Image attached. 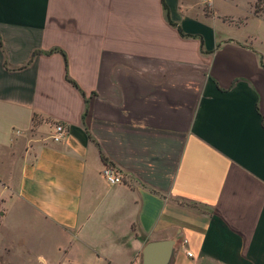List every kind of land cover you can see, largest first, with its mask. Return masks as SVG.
<instances>
[{"label": "crops", "instance_id": "1", "mask_svg": "<svg viewBox=\"0 0 264 264\" xmlns=\"http://www.w3.org/2000/svg\"><path fill=\"white\" fill-rule=\"evenodd\" d=\"M210 1L164 0L171 26L161 0H0L1 221L74 264L168 240L169 264H264V19Z\"/></svg>", "mask_w": 264, "mask_h": 264}, {"label": "rangeland", "instance_id": "2", "mask_svg": "<svg viewBox=\"0 0 264 264\" xmlns=\"http://www.w3.org/2000/svg\"><path fill=\"white\" fill-rule=\"evenodd\" d=\"M254 1L229 0L220 4L228 9L227 12L236 15L244 14L251 8L254 13ZM259 8V17L264 18V0H260ZM206 9L209 11V7ZM72 242L69 235L27 210L13 208L2 221L0 219V264H74L70 247L68 254L62 250L71 246Z\"/></svg>", "mask_w": 264, "mask_h": 264}, {"label": "water", "instance_id": "3", "mask_svg": "<svg viewBox=\"0 0 264 264\" xmlns=\"http://www.w3.org/2000/svg\"><path fill=\"white\" fill-rule=\"evenodd\" d=\"M175 241L147 243L142 251L141 264H169Z\"/></svg>", "mask_w": 264, "mask_h": 264}, {"label": "built area", "instance_id": "4", "mask_svg": "<svg viewBox=\"0 0 264 264\" xmlns=\"http://www.w3.org/2000/svg\"><path fill=\"white\" fill-rule=\"evenodd\" d=\"M208 5L211 4L210 0H204ZM67 134V131L65 129V127L62 124H56L54 126V133L52 136V140L54 142H60ZM102 176L105 179L106 183L109 185H117V184H121L124 181V177L118 173L115 169H113L112 167H105L103 172H102ZM187 255L189 257H191V253H187Z\"/></svg>", "mask_w": 264, "mask_h": 264}, {"label": "trees", "instance_id": "5", "mask_svg": "<svg viewBox=\"0 0 264 264\" xmlns=\"http://www.w3.org/2000/svg\"><path fill=\"white\" fill-rule=\"evenodd\" d=\"M162 2V6H163V10L165 12V16H166V19H167V22L169 23V25L171 26H175V24L171 21L170 19V14H169V10H168V7L166 6L164 0H161ZM259 3H260V0H256L255 4H254V14L256 16H260V13H261V10L259 8ZM264 19V18H263ZM180 31V30H179Z\"/></svg>", "mask_w": 264, "mask_h": 264}]
</instances>
